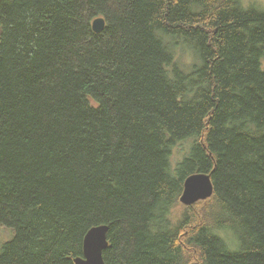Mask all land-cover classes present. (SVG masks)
<instances>
[{"label":"trees","instance_id":"trees-1","mask_svg":"<svg viewBox=\"0 0 264 264\" xmlns=\"http://www.w3.org/2000/svg\"><path fill=\"white\" fill-rule=\"evenodd\" d=\"M196 172L214 194L171 218ZM102 224L105 264H264V10L0 0V264H74Z\"/></svg>","mask_w":264,"mask_h":264},{"label":"water","instance_id":"water-1","mask_svg":"<svg viewBox=\"0 0 264 264\" xmlns=\"http://www.w3.org/2000/svg\"><path fill=\"white\" fill-rule=\"evenodd\" d=\"M106 26V19L98 16L92 21V28L100 33ZM211 175L205 172H196L187 176L184 181V190L180 197L181 203L186 206L206 200L214 194V185ZM108 225H97L89 229L84 238V254L76 257L74 264H105L103 252L109 245Z\"/></svg>","mask_w":264,"mask_h":264},{"label":"rangeland","instance_id":"rangeland-1","mask_svg":"<svg viewBox=\"0 0 264 264\" xmlns=\"http://www.w3.org/2000/svg\"><path fill=\"white\" fill-rule=\"evenodd\" d=\"M243 4L245 7L252 6V8H256L258 10H264V0H243ZM164 38L168 40L167 37ZM191 49H192L191 47L184 44H181L180 46L174 48V55L177 64L187 72L193 69L194 65L198 64L199 62L198 56ZM191 147H192L191 141L187 140L179 143L174 148V151L172 153L173 155L171 157V166H170L172 172H174L177 163L180 162L186 155L190 153ZM185 207L186 206L183 205V203L181 202L178 205H176L172 209L171 218L174 219L179 218L180 214L185 210ZM214 230H216V232L220 234L223 240H225L230 250L232 251L239 250L238 247L239 242H237L238 240L232 233L224 230H219L218 228ZM13 237H15V230L13 228H10L5 225H0V254L3 250L2 248L4 244L8 241H11Z\"/></svg>","mask_w":264,"mask_h":264},{"label":"bare ground","instance_id":"bare-ground-1","mask_svg":"<svg viewBox=\"0 0 264 264\" xmlns=\"http://www.w3.org/2000/svg\"><path fill=\"white\" fill-rule=\"evenodd\" d=\"M103 225V224H102Z\"/></svg>","mask_w":264,"mask_h":264}]
</instances>
